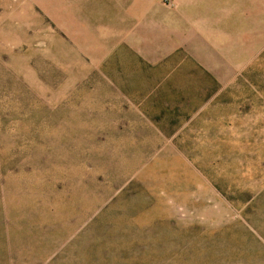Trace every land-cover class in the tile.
I'll return each mask as SVG.
<instances>
[{
    "label": "rangeland",
    "instance_id": "374dc122",
    "mask_svg": "<svg viewBox=\"0 0 264 264\" xmlns=\"http://www.w3.org/2000/svg\"><path fill=\"white\" fill-rule=\"evenodd\" d=\"M0 264H264V0H0Z\"/></svg>",
    "mask_w": 264,
    "mask_h": 264
}]
</instances>
